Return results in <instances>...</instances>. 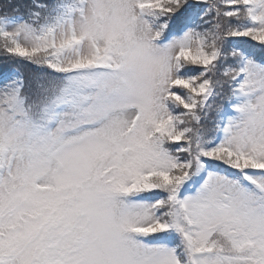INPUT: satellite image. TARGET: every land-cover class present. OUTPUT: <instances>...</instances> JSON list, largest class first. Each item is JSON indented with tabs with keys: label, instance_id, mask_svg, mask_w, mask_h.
I'll return each instance as SVG.
<instances>
[{
	"label": "snow or ice",
	"instance_id": "obj_1",
	"mask_svg": "<svg viewBox=\"0 0 264 264\" xmlns=\"http://www.w3.org/2000/svg\"><path fill=\"white\" fill-rule=\"evenodd\" d=\"M0 264H264V0H0Z\"/></svg>",
	"mask_w": 264,
	"mask_h": 264
},
{
	"label": "trees",
	"instance_id": "obj_2",
	"mask_svg": "<svg viewBox=\"0 0 264 264\" xmlns=\"http://www.w3.org/2000/svg\"><path fill=\"white\" fill-rule=\"evenodd\" d=\"M4 66L2 64H0V69H2Z\"/></svg>",
	"mask_w": 264,
	"mask_h": 264
}]
</instances>
